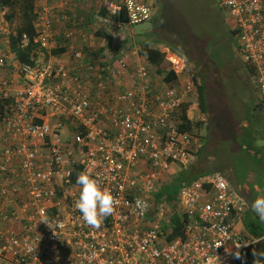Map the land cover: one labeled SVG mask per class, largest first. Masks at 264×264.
<instances>
[{"label":"built area","instance_id":"2783aa9c","mask_svg":"<svg viewBox=\"0 0 264 264\" xmlns=\"http://www.w3.org/2000/svg\"><path fill=\"white\" fill-rule=\"evenodd\" d=\"M216 1L234 22L241 56L253 69L264 105V0ZM68 2L61 0V8L44 3L37 10L38 48L50 52L59 42L82 36L67 13ZM102 7L106 17L98 14L96 21L104 38L78 48L70 44V64L17 60L22 85L0 76V99L9 100L0 112V259L238 264L236 253L257 248L264 235L245 228L249 203L221 173L189 182L176 207L168 202L166 211L157 213L155 196L167 172L195 163L203 145L198 131L182 128L185 117L205 119L199 110H183L197 98L200 82L190 59L163 44L160 50L176 75L165 81L133 43L134 25L150 20L152 7L144 0H103ZM55 9L62 12L58 20ZM59 21L72 24L59 33ZM0 28L6 36L0 46L4 68L12 57V31ZM28 42L25 38L20 46ZM77 168L90 171L114 197L113 214L99 229L88 226L74 208ZM174 208L186 222L182 236L169 238Z\"/></svg>","mask_w":264,"mask_h":264},{"label":"trees","instance_id":"16d2710c","mask_svg":"<svg viewBox=\"0 0 264 264\" xmlns=\"http://www.w3.org/2000/svg\"><path fill=\"white\" fill-rule=\"evenodd\" d=\"M144 1L146 2V0ZM5 8H7V10L4 14V19L9 22L10 25H15V21L19 19V24L10 34L11 50L15 52L18 61L33 64L37 58L38 51V45L34 41L36 36L35 21L37 18L35 0H0V11ZM106 13V9L103 8L102 12L100 10L98 14L99 16L104 17ZM121 16L122 18L127 19L125 13H122ZM228 28H230L229 31L232 36L237 37V29L229 26ZM101 29L104 30L103 28ZM101 29L98 28L97 34L104 35L105 32ZM152 33L153 32L149 31L139 35L141 37L138 39L137 43L138 45L140 44L139 52L141 55L147 57L149 63L156 68L157 73L162 75L165 81H172L176 78V75L173 71L169 70V65L165 59L164 53L160 48L151 46L150 40H145L146 38L149 39L148 36L149 34L152 35ZM25 38L28 39L29 42L26 46L21 47L20 44ZM155 40L156 42H162L159 38ZM234 46L240 51L238 40ZM176 47L174 48L178 52L185 56L187 55L191 63L194 64L196 71V75L194 74L195 79L198 81L197 77L200 78L197 98L184 104L183 110L186 112L189 108L206 113L209 118V125L207 126V132L204 135L205 139L203 140L202 147L199 149L196 162L188 168H181L174 179L169 182H164L161 186L162 190L160 189V195L166 194V199L170 203H173V205H177L174 204V202H177L178 200L177 195L181 187L203 175L221 173L225 169L224 165L226 164L227 169L231 172L229 176L230 179L226 178L249 203V208L243 218L245 228L254 236H263L264 221H260L251 209L252 201L257 196L264 195V162L261 157L264 155V147L256 144L257 137L264 138V123L262 117L259 115L260 112H262L264 105L262 104V97L258 86L256 89L259 98L256 109V115L258 118L255 119V116H248L247 113H242L240 116L236 117L235 120L232 117H228L230 119L229 124H222L218 116L213 112L210 93H208L207 89V77L204 62L197 56L190 55L186 49L183 48L184 44L183 47L181 43L177 48ZM62 50V48L55 47L51 53L58 54ZM247 73L252 76L253 69L248 67ZM8 104V99H0L1 113L4 112ZM219 116L222 117L220 114ZM252 119L254 123L257 122L258 125L262 126L263 130H255L252 127ZM185 120L186 122H184L182 128L191 131H200L204 124L202 121L192 122L186 117ZM198 134L200 138L203 139V135H200V133ZM233 157L238 160L237 163L233 161ZM75 171L76 174H74L72 178L74 183H76L77 176L80 174V169L77 168ZM243 171H247L245 172L247 185L242 189L238 184V175L236 173H241ZM185 222L186 217H181L176 208H174V214L172 216L173 229L169 238L182 236ZM239 253L240 258H237L238 264H255L264 259V241L259 243L258 247L253 250L244 249Z\"/></svg>","mask_w":264,"mask_h":264},{"label":"rangeland","instance_id":"374dc122","mask_svg":"<svg viewBox=\"0 0 264 264\" xmlns=\"http://www.w3.org/2000/svg\"><path fill=\"white\" fill-rule=\"evenodd\" d=\"M146 2L152 7V17L148 21L134 25L132 29L133 35L135 36V34L151 31L153 32L152 35L149 34V39L146 38L145 40L152 41L156 44L157 48H161L163 44L174 48L176 46L178 47L181 43L182 47L184 44L183 48H185L190 55L200 58L205 64L207 89L208 93H210L213 112H215L222 124H229L230 119L228 117H232L235 120L236 117L240 116L242 113H247L248 116H255V119H257L256 109L259 101L256 93L257 84L256 81L251 78L250 74L243 71L244 68L242 63L244 61L242 56L237 57L235 50L231 49V47L237 43V37L232 36L229 31L230 28H228V26L233 28L234 22L230 19L228 12L224 9L221 10L220 15L212 12L210 8L211 0H146ZM6 10L7 8L1 9L0 11V27H5L12 31L16 29L19 24V19L15 21V25H10L3 18ZM222 18L224 20L223 24L221 23ZM63 27L64 24L59 23L56 29L59 33H62L65 29ZM98 27L100 29L102 28L101 25L96 26L95 24H93L92 27L87 25L80 26V28H86L85 38L89 40L100 39L99 41H101L104 36L97 34ZM5 37L3 28H0L1 47L5 45V43H2ZM158 38L162 40L160 46H158L159 42L156 43V41H154ZM134 40L135 45L139 49L140 44H137L138 39L134 38ZM53 49L54 47L48 52V50L38 48L37 58L42 62L48 61L49 55ZM11 55L12 57L9 60V64L12 68L11 74H13V78L18 81L16 84L22 85V81L17 79L20 78L18 69L14 66V63L17 62L15 52L12 51ZM192 67L195 69L193 63ZM6 68L9 67L5 66L4 68H0V76H7L6 74L8 73L4 70ZM201 113L205 118L204 120L198 118V113L195 114V112H193L192 116L198 118L196 121H202L204 123L200 131L196 130L200 135H203V139L199 138L201 139L200 141H203L205 139L204 135L207 132V126L209 125V118L206 113ZM219 114L222 117H220ZM259 115L262 117L264 123V107ZM251 123L255 130H263L262 126L258 125L257 122H253V119ZM62 136L64 138L66 137L64 131H62ZM256 144L264 147V138L257 137ZM263 156L264 155L261 157L264 162ZM233 161L237 163L238 160L233 157ZM181 168L183 167L175 165V170H171L165 175L167 179L165 181L169 182L174 179ZM224 168L225 169L222 171L223 173H221L229 178L231 172L227 169L226 164ZM245 172L247 171L236 173L238 175V184L242 189L247 185ZM160 189L161 186L158 188V194L155 196V203L158 209L157 213L162 215L164 210L166 211V204L169 201L166 199V194L160 195V191L162 190ZM181 190L182 187L178 191V200L174 202V204L179 203ZM176 206L177 205H174V207ZM159 220L162 221L163 219ZM161 223L165 224L164 222ZM0 264L11 263L8 260L0 259Z\"/></svg>","mask_w":264,"mask_h":264},{"label":"clouds","instance_id":"9594fccd","mask_svg":"<svg viewBox=\"0 0 264 264\" xmlns=\"http://www.w3.org/2000/svg\"><path fill=\"white\" fill-rule=\"evenodd\" d=\"M76 183L80 191L75 199L74 208L88 226L99 229L102 220L113 214L114 197L107 188L101 187L88 170L78 174ZM251 209L260 221H264V195H259L252 201ZM236 257L240 258L239 252L236 253Z\"/></svg>","mask_w":264,"mask_h":264},{"label":"crops","instance_id":"0c3cea01","mask_svg":"<svg viewBox=\"0 0 264 264\" xmlns=\"http://www.w3.org/2000/svg\"><path fill=\"white\" fill-rule=\"evenodd\" d=\"M60 1L61 0H35V4L37 7V10L44 3H48V4L58 6L61 8ZM102 5H103V0H69L68 5H67V13H68L70 19L73 21V23L75 22L77 24V26H79V29L81 30L82 36L77 35V37H75L72 40H64V41H61V43L59 42V44L56 48H62L63 50L58 54H52L51 53L49 55V60L50 59L51 60H58V61L64 62L67 65L70 64L71 52H72L71 51L72 47H70V44H74L75 48H78L82 44H88V42H89V39L84 37V35L86 34V31H85L86 28H80V26L87 25L89 27H92L93 24H95L96 26L97 25H101V27L103 26L101 23L96 21L97 17H98L97 16L98 13L100 12V10L102 12V10L104 8V7H102ZM54 12H55V19H57L62 13L60 9H55ZM105 16H106V14H105ZM59 23L62 24V22H60V21H59ZM63 24H64L63 28H65L66 25H71L72 23H63ZM147 32H149V31H147ZM141 34H143V33H141ZM139 35L140 34H135L134 38L139 39V37H140ZM154 41H156V40H154ZM133 43H134V48L138 49V47L135 45L134 39H133ZM150 43H151V46L156 47V44H154L152 41H150ZM156 43H158V42H156ZM0 44H1V39H0ZM98 44H100V43L98 42L96 45H98ZM160 45H161V42H159L158 46H160ZM8 67L9 68L4 69L6 71V73H8L6 75L13 77V74H11V72H12L11 65L9 64ZM4 70H2V71H4ZM17 79L20 80V78H17ZM172 170H175V165L173 166Z\"/></svg>","mask_w":264,"mask_h":264},{"label":"flooded vegetation","instance_id":"af4514ba","mask_svg":"<svg viewBox=\"0 0 264 264\" xmlns=\"http://www.w3.org/2000/svg\"><path fill=\"white\" fill-rule=\"evenodd\" d=\"M211 10H212L214 13L220 15L222 9L218 6L216 0H211ZM220 21H221V19H220ZM222 21H223V22H222ZM222 21H221V23L223 24V23H224L223 18H222ZM231 49L236 51V47H235V46H232ZM239 52H240V51H239ZM240 56H241V53L237 54V57H240ZM242 64H243V68H244L243 71L247 72L248 67H247L246 63L243 62Z\"/></svg>","mask_w":264,"mask_h":264},{"label":"water","instance_id":"95a60500","mask_svg":"<svg viewBox=\"0 0 264 264\" xmlns=\"http://www.w3.org/2000/svg\"><path fill=\"white\" fill-rule=\"evenodd\" d=\"M235 52H236V54H239V53H240L238 49H236V51H235Z\"/></svg>","mask_w":264,"mask_h":264}]
</instances>
